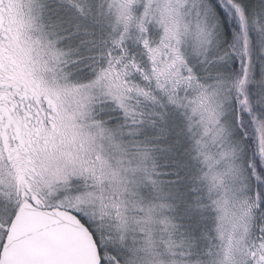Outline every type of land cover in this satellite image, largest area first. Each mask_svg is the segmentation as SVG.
Returning <instances> with one entry per match:
<instances>
[{
  "label": "snow or ice",
  "instance_id": "6c2138e0",
  "mask_svg": "<svg viewBox=\"0 0 264 264\" xmlns=\"http://www.w3.org/2000/svg\"><path fill=\"white\" fill-rule=\"evenodd\" d=\"M0 264H264V0H0Z\"/></svg>",
  "mask_w": 264,
  "mask_h": 264
}]
</instances>
